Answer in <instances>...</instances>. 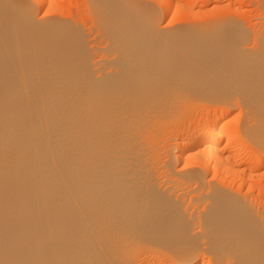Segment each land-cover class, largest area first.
Masks as SVG:
<instances>
[{"label": "bare ground", "instance_id": "obj_1", "mask_svg": "<svg viewBox=\"0 0 264 264\" xmlns=\"http://www.w3.org/2000/svg\"><path fill=\"white\" fill-rule=\"evenodd\" d=\"M210 1L0 0V264H264V0Z\"/></svg>", "mask_w": 264, "mask_h": 264}, {"label": "rangeland", "instance_id": "obj_2", "mask_svg": "<svg viewBox=\"0 0 264 264\" xmlns=\"http://www.w3.org/2000/svg\"><path fill=\"white\" fill-rule=\"evenodd\" d=\"M72 1V0H71ZM71 1H69V0H66V2H67V4L70 2V3H72L73 5V8H75L76 10H75V12L73 11L74 9L72 8V14H74V13H76V14H74V16L75 15H82V17H83V14H81V10L80 11H78L77 10V8L78 7H81L82 6V4H83V0H73L72 2ZM216 0H213V2H212V0L210 1L211 2V4H210V2H208L207 4L208 5H206V7H203V10H201V8H198L197 7V9H195V12L196 11H198V16H201V18H202V20H209L208 18H213V17H216V16H218V15H220V14H222V13H227V14H229V16L230 17H233V19H235V20H237V21H239V22H244V23H246V25L248 26V24L250 25L249 27H255V23H256V19L257 18H255V17H258V16H256V15H258L259 13V10L256 8V0H225L226 1V3H225V1L224 2H222L221 3V5L222 6H219L218 7V5H217V3H214ZM227 1H230V2H227ZM73 2H75V3H73ZM80 2V3H79ZM253 2V3H252ZM225 5H224V4ZM214 4H216V5H214ZM229 4V5H228ZM240 4V5H239ZM211 5V6H210ZM220 5V4H219ZM233 5L234 7H235V9H233L231 6ZM237 7H236V6ZM239 5V6H238ZM254 7H253V6ZM216 6V7H215ZM209 7V8H208ZM223 7V8H222ZM226 7H228L227 9H226ZM249 7V8H248ZM253 7V8H252ZM206 8V9H205ZM214 10H213V9ZM218 8V9H217ZM219 8H220V10H219ZM225 8V9H224ZM241 8V9H240ZM233 9V11H235V12H233V11H230V10H232ZM240 11V12H238V10ZM249 9H250V11H249ZM252 9V10H251ZM256 9V10H255ZM208 10V11H207ZM215 10H217V12H215ZM218 10H219V12H218ZM229 10V11H228ZM210 11V12H209ZM226 11V12H225ZM236 11H237V13H236ZM70 11H67V15H69L70 13H71ZM205 12H207V13H205ZM211 12H214V13H212V14H210ZM251 12V13H250ZM80 13V14H79ZM233 13V14H232ZM209 14V15H208ZM196 15H197V12H196ZM212 15H214V16H212ZM205 16H207V18L205 17ZM209 16H211V17H209ZM75 17H77V16H75ZM81 17V22H84L85 20L83 19ZM185 18V20H188V19H191V18H189V17H185V16H182V18ZM191 17V16H190ZM249 17V18H248ZM180 18V17H179ZM182 18H180V19H182ZM206 18V19H205ZM244 18V19H243ZM83 19V20H82ZM241 19H243V20H241ZM248 19L250 20V21H248ZM255 19V20H254ZM167 20H169L168 18H166V20L165 21H163V23L164 24H166V22H168ZM182 20H184V19H182ZM193 20V19H192ZM195 20V19H194ZM246 20V21H245ZM255 21V22H254ZM251 22V23H250ZM252 24V25H251ZM236 111L238 110V109H235ZM234 110V111H235ZM234 112L235 114H237V113H239V110L237 111V112ZM190 112V113H189ZM188 112V114L187 115H189V114H191L192 113V115H190L191 117H199L203 112H201V109H199V110H197V111H189ZM200 114V115H199ZM174 126V128L176 127L175 125H173ZM170 127H172V126H170ZM173 127L170 129V128H168L167 127V129H169V130H165L164 132H165V136L164 137H166V139L167 140H169L168 139V137L167 136H169L170 134H172V133H174V129ZM167 131V132H166ZM173 131V132H172ZM168 132H170V133H168ZM166 133H168V134H166ZM170 138V137H169ZM167 145H169L168 143L166 144H161V149H162V151H167V149H169V147H170V145L169 146H167ZM168 148H167V147ZM163 148H164V150H163ZM260 171H262V172H264V169L262 170H259L258 172H257V174H259V173H261ZM244 192H246V190L244 189L243 191L241 190V193H244ZM256 192H258V190L257 191H254L253 193H254V195L253 194H251V196L254 198V200H256L255 201V203L257 204V205H260L261 204V202L257 199V195H258V193H256ZM257 194V195H256ZM249 198H251V197H249ZM260 202V203H259Z\"/></svg>", "mask_w": 264, "mask_h": 264}]
</instances>
